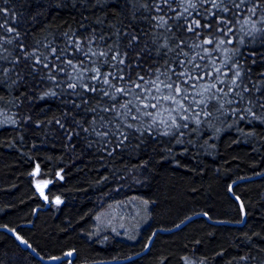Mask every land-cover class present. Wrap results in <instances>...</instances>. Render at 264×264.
Returning a JSON list of instances; mask_svg holds the SVG:
<instances>
[{"label": "trees", "instance_id": "1", "mask_svg": "<svg viewBox=\"0 0 264 264\" xmlns=\"http://www.w3.org/2000/svg\"><path fill=\"white\" fill-rule=\"evenodd\" d=\"M0 128V227L42 258L139 251L88 239L94 212L131 195L153 230L239 223L235 182L243 223L198 216L116 264L264 259V0H0ZM33 177L61 200L34 216ZM0 264L43 263L0 230Z\"/></svg>", "mask_w": 264, "mask_h": 264}, {"label": "rangeland", "instance_id": "2", "mask_svg": "<svg viewBox=\"0 0 264 264\" xmlns=\"http://www.w3.org/2000/svg\"><path fill=\"white\" fill-rule=\"evenodd\" d=\"M38 168H39L38 166H33L31 169V172H35L36 170H38ZM56 178L61 180L60 172L57 173ZM50 184H51V181L37 179L35 177L32 178V186L34 187L35 191L40 196V200L42 203L41 207H38V206L34 207L33 216L35 215L38 209L44 210L48 207L55 208V206L61 204V200H59L58 198L49 199L45 196V191ZM233 195L237 197L242 204L243 209L241 210L239 203L236 201V203L239 206V210H240L241 222L238 223V222H230V221H225V220H212L210 219V217H208L209 220L213 222H226L228 225H232V223L236 225H240L241 223L244 222L245 209H244L243 203L237 195L235 194ZM57 201H59V203H57ZM150 204H151L150 201L138 195H131V196L126 197L123 200H117V201L107 204L105 207L94 212V214L91 216L90 226H89V229L87 230L89 234L88 239L90 238L94 240V239L106 237L109 235V236H113L117 240L123 241L130 245L138 244L142 239H144L143 245L142 247H140V250L134 254L129 255L128 257L141 253L145 249L148 243V240L153 235V232L156 230V229L153 230L149 228L150 223H151V218H152ZM242 213L244 215V218H242ZM212 224H215V223H212ZM152 241L150 242L146 251L142 253L141 255L145 254L149 250V247L151 246ZM62 255H58V256H62ZM58 256H55V257H58ZM63 261H66L67 264H72V260H70L69 258ZM97 261H106V260H93L91 262H97ZM260 264H264V259H262Z\"/></svg>", "mask_w": 264, "mask_h": 264}, {"label": "water", "instance_id": "3", "mask_svg": "<svg viewBox=\"0 0 264 264\" xmlns=\"http://www.w3.org/2000/svg\"><path fill=\"white\" fill-rule=\"evenodd\" d=\"M261 175H264V172L261 173ZM260 175H257L256 177H258ZM252 177H247V178H242V179H238L236 182H240V181H243V180H248V179H251ZM235 182H233L231 185H234ZM231 185L229 186V193L230 195L232 196V198L237 201L241 207V210L243 209L242 208V204L241 202L239 201V199L237 197H235L232 192H231ZM198 216H202L203 218H205L208 222L210 223H215V224H227L226 222H213L211 220H209L208 216L204 213H194L188 217H186L183 221H181L180 223H178L177 225L169 228V229H156L154 232H153V235L151 236V238L148 240V243L145 247V249L141 252V253H138V254H135L133 256H130L128 258H125V259H120V260H110V261H97V262H89V263H83V264H116V263H122V262H125V261H128L130 259H134L136 257H139V255H141L142 253H144L146 251V249L148 248L150 242L153 240V236L156 234V233H167V232H171V231H174V230H177L178 228H180L181 226H183L185 223H187L189 220L193 219V218H196ZM242 218H244V215L242 213ZM232 225H234L232 223ZM0 230L8 233L10 236H12L17 242L18 244L20 245V247L22 249H25L27 250L30 254H32L38 261H40L41 263L43 264H57L67 258H69L70 260H73L74 258V252L73 251H70V252H67L65 254H63L62 256H58V257H50V258H42L40 257L33 249L32 247L24 240L22 239L17 233L16 231L14 230H11V229H8L6 227H0ZM17 237H20V239H18ZM55 258V259H54Z\"/></svg>", "mask_w": 264, "mask_h": 264}, {"label": "snow or ice", "instance_id": "4", "mask_svg": "<svg viewBox=\"0 0 264 264\" xmlns=\"http://www.w3.org/2000/svg\"><path fill=\"white\" fill-rule=\"evenodd\" d=\"M163 2H165V3H168V2H170V0H163ZM242 2H243V0H242ZM193 7H194V5H192ZM215 6V5H214ZM224 11H227V9H224ZM190 31H191V28L189 29ZM206 43H211V41H206ZM113 59H116V57H113ZM37 62H39V61H37ZM121 64H123L124 63V61L123 60H120L119 61ZM45 67H47V65H45ZM180 75H183V73H181ZM239 75V73L237 72V76ZM122 78V77H121ZM140 79L141 80H143V77H140ZM109 81L107 80V79H105L104 80V83L105 84H107ZM145 83H147V82H145ZM236 83V81H235V79L233 80V84H235ZM136 87L137 88H140L141 87V85L140 84H137L136 85ZM164 87H166V88H168V89H173L174 87H175V92L176 93H181V88L180 87H178V86H175L174 84H172V83H169V84H166V85H164ZM117 91L118 92H124V89L123 88H121V89H117ZM157 91H159V87H157ZM105 95H107V93H105ZM186 98V97H185ZM137 99H139V97H137ZM162 99L163 100H175L176 99V97L175 96H173V95H168V96H163L162 97ZM157 102H159V99L157 100ZM145 107H148L149 105H147V104H145L144 105ZM152 107H156V105H151ZM123 107V106H122ZM173 123H175V121H173ZM57 203H59V201H57ZM18 239H20V237H17ZM55 259V258H54Z\"/></svg>", "mask_w": 264, "mask_h": 264}]
</instances>
